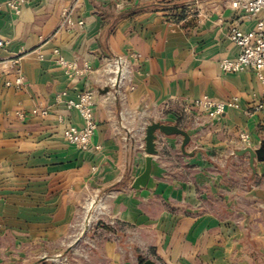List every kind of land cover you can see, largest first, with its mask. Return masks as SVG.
Masks as SVG:
<instances>
[{"label":"crops","instance_id":"0c3cea01","mask_svg":"<svg viewBox=\"0 0 264 264\" xmlns=\"http://www.w3.org/2000/svg\"><path fill=\"white\" fill-rule=\"evenodd\" d=\"M16 1L0 0V263L60 256L81 218L106 207L103 241L90 248L103 264H264V161L253 172L241 154L264 145L262 116L249 113L263 86L250 70L220 67L239 54L231 26L264 27V15L235 0H25L17 12ZM67 14L73 24L62 27ZM113 57L130 62L115 89L104 70ZM19 74L24 85L8 87ZM86 91L97 92L98 128L81 151L63 130L83 126L67 105ZM204 97L240 107L211 119L192 105ZM156 121L187 131L195 154L159 135L150 181L136 191L144 130Z\"/></svg>","mask_w":264,"mask_h":264},{"label":"built area","instance_id":"2783aa9c","mask_svg":"<svg viewBox=\"0 0 264 264\" xmlns=\"http://www.w3.org/2000/svg\"><path fill=\"white\" fill-rule=\"evenodd\" d=\"M25 0H17L11 3L10 6L16 12ZM232 7L243 12L249 16L264 15V0H235L232 3ZM70 14H67L62 22V27L72 25ZM80 26H84L83 22H79ZM230 38L239 48V54L233 60H223L220 63V67L224 72L228 73H243L246 71H252L263 86V94L261 98L254 104L251 112L258 113L262 116L264 123V27L263 23L259 24L255 30L244 31L239 26L233 25L230 28ZM3 46V42L0 40V47ZM136 56H133L135 58ZM58 64L67 72H78L77 63L66 62L64 59H60ZM129 59L124 57H113L108 60L105 66V72L109 76L107 79V85L111 89L119 88L124 85V82L129 80L130 69ZM8 87L14 85L16 88H21L24 85V77L19 74L12 84L7 82ZM96 91H86L78 95L77 101L70 102L67 107L70 110H76L82 120L83 126L81 128L73 125H68L63 130V137L65 140L78 148L81 151L90 150L92 145L93 136L98 128V124L95 117L96 107ZM196 108L202 109L209 118L217 119L222 117L230 109H238V98H232L229 101H215L208 97H204L195 101L192 104ZM33 114L47 115V111H33ZM22 116V115H20ZM241 140L245 144L250 143L249 135L241 134ZM99 149V147H95Z\"/></svg>","mask_w":264,"mask_h":264},{"label":"rangeland","instance_id":"374dc122","mask_svg":"<svg viewBox=\"0 0 264 264\" xmlns=\"http://www.w3.org/2000/svg\"><path fill=\"white\" fill-rule=\"evenodd\" d=\"M95 200L96 205L102 204L99 202V197ZM90 208H92V203L88 209L90 210ZM105 210L106 207L96 209V212L91 210L88 215H94V221H91L88 216L85 218V215L81 218L75 232L76 236L65 242V251L60 256L49 254L47 258L42 259L43 255L38 252H24L23 254L20 252L12 254L0 264H103V261H100L101 256L96 253V250L91 251L90 248L99 246L103 241L102 235L98 231L100 228H107L101 220L105 218V215L102 214V212L106 213ZM101 224L105 227H102Z\"/></svg>","mask_w":264,"mask_h":264},{"label":"water","instance_id":"95a60500","mask_svg":"<svg viewBox=\"0 0 264 264\" xmlns=\"http://www.w3.org/2000/svg\"><path fill=\"white\" fill-rule=\"evenodd\" d=\"M109 90L105 89L103 92L107 93ZM159 135H164L166 137H182L181 142V152L187 156H194L195 152L188 153L187 147L190 145L191 137L187 131L180 128L178 124L166 121H156L147 125L144 130V153L145 156V168L140 176H138L132 183V188L136 191H140L147 187L151 175H152V166L155 156L159 154L158 151V141ZM250 155V167L255 172V162L264 161V145L261 146L258 150H253L247 148L241 152V154ZM144 264H155L151 260H147Z\"/></svg>","mask_w":264,"mask_h":264}]
</instances>
